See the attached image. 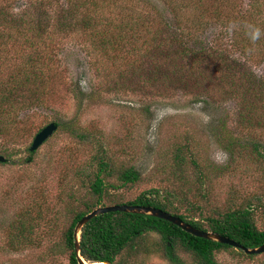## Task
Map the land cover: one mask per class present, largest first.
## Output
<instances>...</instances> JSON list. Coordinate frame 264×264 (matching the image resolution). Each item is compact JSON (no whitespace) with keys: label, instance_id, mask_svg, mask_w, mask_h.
I'll use <instances>...</instances> for the list:
<instances>
[{"label":"rangeland","instance_id":"1","mask_svg":"<svg viewBox=\"0 0 264 264\" xmlns=\"http://www.w3.org/2000/svg\"><path fill=\"white\" fill-rule=\"evenodd\" d=\"M18 1L16 8L24 2ZM123 1L125 6L140 2ZM144 1L151 13L171 16L162 0ZM175 2L176 16L193 17L190 0ZM96 18L88 15L83 22L94 28ZM126 19L107 34L133 35ZM75 23L56 45L49 66L42 67L40 81L28 82V93L22 91L28 99L41 95V100L15 110V125L0 121V264H69L65 231L74 215L95 201L90 186L100 159L114 170L102 178L103 206L109 205L104 197L125 203L152 189L169 191L178 213L203 229L209 230L208 218L243 209L255 229L263 231L264 122L256 119L264 115V91H236V80L223 75L222 67H205L207 59L200 70L195 65L179 70L185 73L181 76L175 45L168 46L174 64L164 63L165 49L155 48L157 37L149 41L137 33L133 45L140 51L128 42L112 45L114 56L110 49L96 51L83 36L90 29ZM224 33L219 23L205 27L198 47L219 43ZM161 37L169 40L172 34ZM230 55L246 57L239 50ZM257 61L251 71L264 77V60ZM49 123L56 129L29 152L34 135ZM177 152L181 165L174 161ZM129 167L139 180L120 186L117 171ZM19 226L23 238L16 243ZM134 245L135 253L122 254L121 264H171L157 234L147 233ZM173 253L178 264L196 262L177 246ZM213 258L217 264H264V252L248 259L220 249Z\"/></svg>","mask_w":264,"mask_h":264},{"label":"trees","instance_id":"2","mask_svg":"<svg viewBox=\"0 0 264 264\" xmlns=\"http://www.w3.org/2000/svg\"><path fill=\"white\" fill-rule=\"evenodd\" d=\"M60 1L24 0L23 5L19 4L16 8L15 5L20 1L0 0V121L5 125L13 126L17 123L14 111L22 109L23 104L28 109L29 104L41 100V95L28 99L27 94H22V91L28 93L25 91L28 82L40 81L39 76L44 74L42 67L49 66L47 62L54 56L56 45L64 39L65 32H69L75 22L80 23L82 30H85V27L90 29L83 36H88V45L95 46L96 51L110 49L114 56L112 45L120 48L123 42L131 43L133 48L140 51V48L133 45L138 41L137 33L143 34L149 41L157 37L159 44L155 48L165 49L161 60L164 63L174 64L173 59L176 58L171 54L173 50L169 47L175 45L178 59L182 58L177 66L181 76L185 73L179 70L184 69L187 72L192 65L198 66L200 70V63L207 59L205 67L210 66L215 70L222 67L225 69L223 75L228 74L229 79L236 80L232 85L236 91H264V77L257 78L251 71L254 60H258L257 63L264 60V0H247L246 5H243L241 0H190L189 11H192L193 16L190 19L176 16L177 2L172 5L171 0H162L171 15L169 17L161 16L159 11L151 13L145 6L149 4L144 0H139L138 5L131 1L129 6H125L123 0ZM210 7L212 9L209 10ZM88 15L97 16L98 21L94 28H89L90 26L83 22V18ZM126 15L131 21L129 25L126 23V26L133 31V35L129 34L126 39L118 35V32L113 37L109 36L107 33L113 28L112 31H115L120 18ZM217 23L225 31L220 41L222 43L198 47V37L204 28ZM168 31L172 38L166 40L161 36ZM120 50L123 49L115 51ZM232 50H239L240 53H245L246 57H231ZM158 72L162 74L161 69ZM251 104L247 102V109L250 111ZM263 116L257 117L258 123L264 122ZM174 161L176 165L183 162L179 152L174 155ZM113 171L108 162L102 159L97 162V171L90 186L95 201L85 205L84 211L76 213L65 231L64 246L68 251L69 264H77L73 249V227L83 215L103 206L105 184L102 178L109 177ZM117 179L120 186L133 184L139 180V173L129 167L117 171ZM173 198L174 194L169 191L161 194L152 189L125 203L108 197H104V200L109 205H136L159 209L178 217L195 229L221 235L248 249L256 248L264 242V230L255 229L248 210L237 209L217 218H208L209 230H206L196 220L179 214V208L172 205ZM147 233L159 236L163 255L171 264L179 263L173 253L175 246L191 254L195 258V264H217L213 258L215 251L233 249L227 245L193 237L161 219L141 214L109 212L93 217L82 227L78 241L79 254L86 263L121 264L122 254L135 253L134 241ZM14 238L16 243H20L23 238V226L16 227ZM233 250L245 258L254 257L245 255L238 249ZM123 256L130 257L132 254Z\"/></svg>","mask_w":264,"mask_h":264},{"label":"water","instance_id":"3","mask_svg":"<svg viewBox=\"0 0 264 264\" xmlns=\"http://www.w3.org/2000/svg\"><path fill=\"white\" fill-rule=\"evenodd\" d=\"M55 129H56V126L54 123H49L45 125L44 127H42L34 135L30 143V146L28 148V151L32 152L35 149H37L52 134V132ZM2 161H3V158L0 157V162ZM109 212L141 214V215H147L150 217L161 219V220H164L174 225L175 227L179 228L180 230H182L183 232L187 234H190L193 237H197V238H201V239L213 241L219 244L230 246L233 249H238L242 251L245 255H258L264 252V242L256 248L248 249L221 235L195 229L191 227L190 225L181 221L178 217L170 215L159 209H155L152 207L136 206V205H107V206H101V207L94 208L90 212L83 215L74 225L73 230H72V239H73V249H74L75 259L77 261V264H89V263H86L79 254L78 241H79V234H80L82 227L93 217L104 214V213H109ZM93 264H99V263H93ZM102 264H108V263L102 262Z\"/></svg>","mask_w":264,"mask_h":264},{"label":"bare ground","instance_id":"4","mask_svg":"<svg viewBox=\"0 0 264 264\" xmlns=\"http://www.w3.org/2000/svg\"><path fill=\"white\" fill-rule=\"evenodd\" d=\"M99 264H102V263H99Z\"/></svg>","mask_w":264,"mask_h":264}]
</instances>
